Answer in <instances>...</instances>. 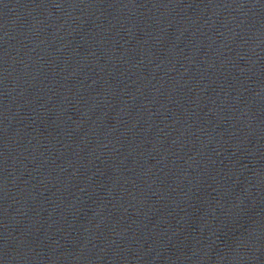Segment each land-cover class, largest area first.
<instances>
[{
	"label": "water",
	"instance_id": "1",
	"mask_svg": "<svg viewBox=\"0 0 264 264\" xmlns=\"http://www.w3.org/2000/svg\"><path fill=\"white\" fill-rule=\"evenodd\" d=\"M0 264H264V0H0Z\"/></svg>",
	"mask_w": 264,
	"mask_h": 264
}]
</instances>
